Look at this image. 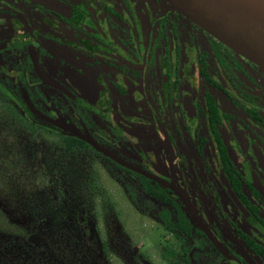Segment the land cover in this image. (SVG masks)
Here are the masks:
<instances>
[{
    "label": "flooded vegetation",
    "instance_id": "af4514ba",
    "mask_svg": "<svg viewBox=\"0 0 264 264\" xmlns=\"http://www.w3.org/2000/svg\"><path fill=\"white\" fill-rule=\"evenodd\" d=\"M0 107L155 189L195 264H264V68L166 0H0Z\"/></svg>",
    "mask_w": 264,
    "mask_h": 264
},
{
    "label": "rangeland",
    "instance_id": "374dc122",
    "mask_svg": "<svg viewBox=\"0 0 264 264\" xmlns=\"http://www.w3.org/2000/svg\"><path fill=\"white\" fill-rule=\"evenodd\" d=\"M42 128L0 107V264H195L137 177Z\"/></svg>",
    "mask_w": 264,
    "mask_h": 264
},
{
    "label": "water",
    "instance_id": "95a60500",
    "mask_svg": "<svg viewBox=\"0 0 264 264\" xmlns=\"http://www.w3.org/2000/svg\"><path fill=\"white\" fill-rule=\"evenodd\" d=\"M166 1L229 48L264 68V0ZM54 124L65 131L71 132L73 136L92 144L110 158L130 167L103 150L89 136L80 135L70 123L59 121ZM158 181L163 183L160 180Z\"/></svg>",
    "mask_w": 264,
    "mask_h": 264
},
{
    "label": "trees",
    "instance_id": "16d2710c",
    "mask_svg": "<svg viewBox=\"0 0 264 264\" xmlns=\"http://www.w3.org/2000/svg\"><path fill=\"white\" fill-rule=\"evenodd\" d=\"M14 110V109H13ZM14 116L19 120L21 121L22 124H28L22 120L19 119L17 113L15 112L14 110ZM30 125V124H29ZM63 141V144H64V147L67 151H72L74 148H83L86 146V144L80 140H77V139H72V138H64ZM144 186V190L145 192H148L149 194H151L152 196L153 195H156L157 193L155 192V189H153L151 186H146V185H143ZM157 191V190H156ZM162 220L164 221V224L169 228V229H176V224H180L181 225L183 224V219L181 218V216L179 217V219L177 220V218L175 219H172L171 218V215L169 212H165L162 214ZM185 232V231H184ZM189 234V233H188ZM184 236H187L186 233H183Z\"/></svg>",
    "mask_w": 264,
    "mask_h": 264
}]
</instances>
